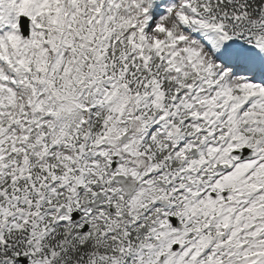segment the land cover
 <instances>
[{
    "label": "snow or ice",
    "instance_id": "obj_1",
    "mask_svg": "<svg viewBox=\"0 0 264 264\" xmlns=\"http://www.w3.org/2000/svg\"><path fill=\"white\" fill-rule=\"evenodd\" d=\"M0 264H264V0H0Z\"/></svg>",
    "mask_w": 264,
    "mask_h": 264
}]
</instances>
